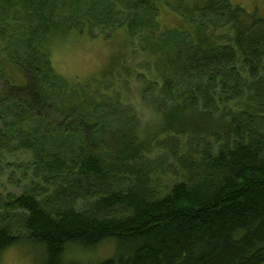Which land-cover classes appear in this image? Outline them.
<instances>
[{
    "label": "trees",
    "instance_id": "16d2710c",
    "mask_svg": "<svg viewBox=\"0 0 264 264\" xmlns=\"http://www.w3.org/2000/svg\"><path fill=\"white\" fill-rule=\"evenodd\" d=\"M122 28L141 113L52 65L58 39ZM0 78V264L26 243L38 264H264V19L230 0H0ZM109 240L113 258L67 256Z\"/></svg>",
    "mask_w": 264,
    "mask_h": 264
},
{
    "label": "rangeland",
    "instance_id": "374dc122",
    "mask_svg": "<svg viewBox=\"0 0 264 264\" xmlns=\"http://www.w3.org/2000/svg\"><path fill=\"white\" fill-rule=\"evenodd\" d=\"M230 2L245 8L251 15L264 19V0H230ZM175 13L176 11L170 7L161 5L158 20L163 28L174 29L176 25L180 26L182 20ZM128 40L129 36L125 28L115 31L111 38L96 37L90 34H71L65 40L58 39L52 44V65L60 76L72 84L90 85L92 82L97 84L105 79L103 88L95 91L93 95L104 93L107 96L100 100L104 101L111 94L122 91L107 99L111 105L109 107L112 109L127 107L124 110L125 113L133 112V110L141 113L138 92L146 87V82L138 80V82H133V79L123 75V69L132 66L142 69L136 61L143 59L144 56L139 50L132 51ZM115 64L117 66L114 67ZM3 83L4 79L0 78V85ZM113 84L114 86L111 87ZM142 111L143 114L140 116L143 123L152 121L150 114H146L144 109ZM2 178L3 176L0 175V179ZM117 250V242L109 240L94 251L86 252L70 248L67 256L69 259L80 260L84 263H95L113 258ZM45 254V249L41 246L36 247L30 243L18 244L2 254L1 264H38L45 258Z\"/></svg>",
    "mask_w": 264,
    "mask_h": 264
},
{
    "label": "bare ground",
    "instance_id": "6f19581e",
    "mask_svg": "<svg viewBox=\"0 0 264 264\" xmlns=\"http://www.w3.org/2000/svg\"><path fill=\"white\" fill-rule=\"evenodd\" d=\"M132 50V49H131ZM134 50V49H133ZM134 58V57H133ZM118 68V67H117ZM117 73V72H116ZM111 77V76H110ZM118 81V80H117ZM119 86V85H118ZM98 89V88H97ZM124 91V90H123ZM122 92V91H121ZM123 102V101H122ZM213 142V141H212ZM186 151V150H185Z\"/></svg>",
    "mask_w": 264,
    "mask_h": 264
}]
</instances>
